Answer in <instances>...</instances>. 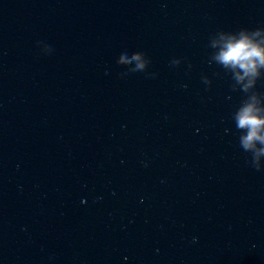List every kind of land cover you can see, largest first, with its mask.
<instances>
[{"label": "water", "instance_id": "95a60500", "mask_svg": "<svg viewBox=\"0 0 264 264\" xmlns=\"http://www.w3.org/2000/svg\"><path fill=\"white\" fill-rule=\"evenodd\" d=\"M263 49L264 0H0V264H223Z\"/></svg>", "mask_w": 264, "mask_h": 264}, {"label": "clouds", "instance_id": "9594fccd", "mask_svg": "<svg viewBox=\"0 0 264 264\" xmlns=\"http://www.w3.org/2000/svg\"><path fill=\"white\" fill-rule=\"evenodd\" d=\"M253 55H257L259 56V52H255L252 53ZM225 62H228L229 60L234 61V62H239L241 60L244 59H250L251 57L249 55H247V52L244 48V45L241 44L238 47L235 48H231L225 55H223L221 57ZM262 61H264V57H260ZM133 60H139L140 59V53H136L132 56ZM124 62V57L121 56V59L119 61V63H123ZM138 68H143L144 65L143 63H140L137 65ZM251 108H246L243 110V113L241 114L240 118H239V126L240 127H244L245 125H248L252 128V131L249 133V135L245 138H243L242 143L244 145L245 148L249 147L250 145V141H252L253 139H261L264 140V137H258L256 135V131L255 129L259 127V125L261 123H264V121H260L257 120L255 118H253L251 115ZM257 170L260 169V167L254 166Z\"/></svg>", "mask_w": 264, "mask_h": 264}]
</instances>
